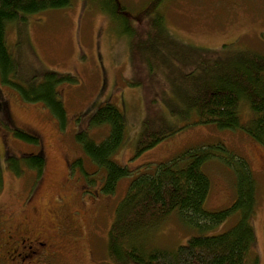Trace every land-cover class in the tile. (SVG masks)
I'll list each match as a JSON object with an SVG mask.
<instances>
[{
  "label": "rangeland",
  "instance_id": "rangeland-1",
  "mask_svg": "<svg viewBox=\"0 0 264 264\" xmlns=\"http://www.w3.org/2000/svg\"><path fill=\"white\" fill-rule=\"evenodd\" d=\"M121 1L134 12L148 0ZM158 11L162 21L155 35L126 33L120 20L92 0H72L68 6L28 15L22 26L7 25L6 43L17 59L21 81L34 75L37 83L44 71L71 75L76 81L56 86L65 112L59 119L41 102L23 100L20 92L0 79V203L6 206L4 213L14 214L11 226L21 225L27 218L37 229L53 234L63 264H135L110 254L108 235L116 206L131 178L189 146L218 140L245 157L252 169L257 204L250 256L256 264H264V147L240 127L191 123L196 119L193 112L185 117L178 113L171 116L170 105L182 108L181 101L166 84L160 67L165 58L180 63L183 73L193 67L187 57L182 60L166 49L167 43L180 55L217 52L227 59L240 50L264 54L260 36L264 31V0H163ZM154 17L152 13L147 19ZM145 28L142 25L141 32ZM150 62H154L151 76ZM104 102L116 105L123 113L124 138L112 158L131 170L109 195L101 192L103 169L83 152L75 138L79 131L96 141L106 136L107 125L90 124L91 114ZM242 102L238 117L240 124H246L253 115ZM149 103L178 130L136 155ZM5 106L9 126L35 134L38 143L13 135L4 123ZM38 152L44 159L39 177L28 161ZM204 170L211 183L204 209L228 206L235 196L232 172L217 159L206 163ZM236 219L237 215L230 216L209 233L228 230ZM195 233L171 214L137 240L146 249H173Z\"/></svg>",
  "mask_w": 264,
  "mask_h": 264
},
{
  "label": "trees",
  "instance_id": "trees-1",
  "mask_svg": "<svg viewBox=\"0 0 264 264\" xmlns=\"http://www.w3.org/2000/svg\"><path fill=\"white\" fill-rule=\"evenodd\" d=\"M71 1L0 0V79L20 92L23 100L41 102L59 119L64 118L65 112L56 86L62 81L75 82L76 78L44 71L37 83L34 75L21 81L17 59L6 43V27L8 24L22 26L28 15L68 6ZM92 1L99 4L110 17L120 20L128 34L155 35L160 31L162 16L158 8L163 0H148L134 12L121 0ZM150 13L155 17L147 19ZM131 19H134V26ZM142 25L146 26L144 32H141ZM260 36L264 40V31ZM169 45H174H166L174 56L182 60L187 57L185 60L193 65L188 73H183L178 65L180 63L166 58L160 65L166 84L175 98L181 101L182 108L170 105V115L178 113L185 117L193 112L196 119L191 123H213L218 128L228 129L240 127L264 147V54L240 50L228 55L227 59L217 52L210 55L190 51L180 55ZM153 64L149 63L150 76ZM241 101L248 105L253 115L246 124L239 122L238 107ZM151 104H148L142 121L136 155L178 130L173 129L165 114ZM7 113L5 106L4 123L11 128L15 137L27 142H39L35 134L9 126L11 122ZM90 124L93 127L107 125L106 136L96 141L86 132L79 131L75 138L83 152L103 169L101 192L109 195L115 191L120 179L131 173L126 165L112 158L124 138V116L116 105L104 102L91 114ZM213 159L219 160L232 172L235 196L228 206L208 211L203 204L209 195L211 183L204 167ZM28 161L39 177L44 163L42 154H33ZM148 167L145 165V168ZM256 204L254 175L245 157L218 140L189 146L131 178L116 206L115 218L108 231L110 254L114 256L116 253L135 264H256V259L250 256ZM171 214H176L184 227L196 233L186 243L173 249L144 248L137 237ZM233 215H237V219L228 230L218 234L209 233Z\"/></svg>",
  "mask_w": 264,
  "mask_h": 264
},
{
  "label": "flooded vegetation",
  "instance_id": "flooded-vegetation-1",
  "mask_svg": "<svg viewBox=\"0 0 264 264\" xmlns=\"http://www.w3.org/2000/svg\"><path fill=\"white\" fill-rule=\"evenodd\" d=\"M5 208L0 203V264H63L53 234L37 229L27 218L11 226L14 214H5Z\"/></svg>",
  "mask_w": 264,
  "mask_h": 264
}]
</instances>
